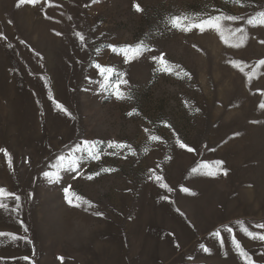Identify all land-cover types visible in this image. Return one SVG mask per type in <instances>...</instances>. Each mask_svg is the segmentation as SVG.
<instances>
[{"label": "rangeland", "instance_id": "obj_1", "mask_svg": "<svg viewBox=\"0 0 264 264\" xmlns=\"http://www.w3.org/2000/svg\"><path fill=\"white\" fill-rule=\"evenodd\" d=\"M137 3L142 12L135 11ZM17 5L0 0V149L12 158L9 168L0 151V187L20 195L21 207L18 217L0 210V231L22 239L0 237V264H29L24 256L32 264H244L233 235L256 264H264V241L239 227L264 235L256 227L264 224V66L251 80L244 74L264 60V25L224 21L247 32L245 43L232 48L214 30L181 32L168 23L173 16L198 21L220 14L246 20L264 11V0ZM76 33L84 36L83 44ZM140 45L152 51L128 63L111 51ZM154 55L176 66L179 77L161 73ZM95 63L125 73L129 84L122 91L131 99L117 100L90 83L101 80ZM152 135L160 139L152 141ZM177 138L196 152L180 149ZM82 139L101 142L102 158L85 160L77 172L62 176L95 205L87 213L67 207L59 187L43 178L56 157ZM108 141L128 144L136 154L109 149ZM216 161L223 162L226 176L191 173L200 162ZM151 170L165 177L171 193L148 178ZM165 195L168 200L161 199ZM8 203L11 208L14 201ZM96 211L103 218L90 214ZM66 213L94 221L91 235L65 243L58 225ZM216 230L224 237L222 248L210 235Z\"/></svg>", "mask_w": 264, "mask_h": 264}, {"label": "snow or ice", "instance_id": "obj_2", "mask_svg": "<svg viewBox=\"0 0 264 264\" xmlns=\"http://www.w3.org/2000/svg\"><path fill=\"white\" fill-rule=\"evenodd\" d=\"M231 3H240V0H229ZM40 3V0H18L17 7H20L22 5H37ZM136 12H142L143 9L141 8L140 4H134L133 5ZM224 21H231V22H239L243 21L247 25H264V11L260 12L258 15H253L247 18L246 20L244 17L240 16H234V15H209L206 19H198V21H193L189 19L186 16H173L169 20V24L171 27L175 30H179L181 32H191L193 29H199L201 33H204L206 30H214L216 33L219 34L221 40H223L224 44L228 45L232 48H239L241 47L245 41L247 40V32L244 27H236L232 28L230 26H226L223 22ZM2 35V34H0ZM59 35V33H57ZM76 35L79 37V40L83 44L84 42V36L80 33H76ZM264 43V41H261ZM11 47V45H9ZM111 51L113 53H116L117 55H121L124 57V63H128L135 59L136 57H139L143 52L145 51H152L150 48H146L144 45L137 46L135 48L132 47H123V48H117V47H111ZM153 60L156 65L159 66V71L161 73H167L170 75H176L179 77L180 73L177 71L176 66L171 65L168 60L165 59L163 55H154ZM236 67H240V65L236 64ZM261 66H264V60H260L257 65L253 67L252 72H245L244 74L248 77L249 80L252 79L253 75H255L256 69L260 68ZM94 70L98 72L99 76L101 77V80L95 81L92 80L90 83L96 84L102 94H107L109 96H114L117 100H125V99H131V95L125 94L124 91H122V86H127L129 84L128 80L124 78L125 73L117 71L114 67L111 66H103L101 63H95L94 64ZM240 71L244 72V68L240 67ZM183 75L185 77H189V73L184 72ZM113 77H115L113 79ZM87 91V89H86ZM56 104V108L64 113L65 115L71 117L72 114L68 111L67 108L64 107L63 104L53 101ZM262 108H264V104L261 105ZM199 111V109H197ZM128 115H133V113H128ZM147 131V129H145ZM160 137L156 135L150 136V140L157 141ZM176 145L180 149L186 150L188 153H195L196 148L189 147L188 144L182 142L179 138L176 139ZM107 148L114 149V150H120L124 148H128L132 155H135L136 153L131 150V146L124 143H117L115 141H108L107 142ZM0 151H3L4 156L7 158L9 168H11V161L12 158L7 152V150L0 149ZM148 149H145V152H147ZM102 150H101V142L90 140V139H82L79 142L72 145L67 153L61 154L58 157H56L55 162L50 164L48 167L51 169L49 171L43 172V178L44 182L50 185L58 186L59 190L62 193V201L65 203V205L69 208L76 209L78 211H84L85 213L88 212L89 209L95 207L90 201L83 198L81 195L77 194L74 190L71 184H68L66 181L63 180L62 174L67 173H75L81 166V162L85 160H92V161H99L102 158ZM115 154V152H113ZM103 172H113L115 169L111 168H104L102 170ZM223 173V175H227V171L223 168V162L222 161H216L214 164H209L205 162H200L196 166H193L191 168V173L193 174H199L206 177H216L218 175ZM95 175H99V173H96ZM150 180L154 181L156 184L159 185L161 189L166 190V192L171 193L173 191V188L169 187V184L165 182V177L162 174H157L155 170H151V175L148 177ZM88 180L94 179L93 175L87 176ZM66 184V186H62ZM182 192L195 196L196 193L192 192L187 187H182L180 189ZM161 199L168 200V196H162ZM14 201L13 205L9 206L8 201ZM21 196L13 193L11 191H8L4 187H0V210L14 214L18 217V210L20 209ZM179 211V209H177ZM95 218H103V213L96 211L90 213ZM183 215V213H181ZM20 227L23 229L25 233L29 232V227L25 224L23 219L19 220ZM239 227L243 233H245L248 237L252 239H259L261 241H264V235H259L257 233H254L252 231H249L247 227L243 225V223L239 224ZM258 228H264V224H258L256 225ZM223 230L229 234L233 233V229L228 226H224ZM211 237L216 238L219 241V245L222 248L224 246L225 240L224 237L221 235L220 230L213 231L211 234ZM0 237H8L11 240L15 241L18 239H22L21 237L10 233V232H4L0 231ZM25 239L26 243L29 245H32V240L30 238H23ZM232 243L235 247V251L238 253L239 257L244 261V264H256V262L253 260L252 256L245 251L243 247H241V244L236 239L235 235L232 237ZM200 250L204 253L210 254V248L206 247L204 244L200 245ZM35 254V248L33 246V255ZM23 259L25 261H29V264H32L29 256H24ZM57 259L63 261V257H57ZM189 259H192L190 256ZM264 260V257L261 258Z\"/></svg>", "mask_w": 264, "mask_h": 264}, {"label": "clouds", "instance_id": "obj_3", "mask_svg": "<svg viewBox=\"0 0 264 264\" xmlns=\"http://www.w3.org/2000/svg\"><path fill=\"white\" fill-rule=\"evenodd\" d=\"M94 229V221L73 213H66L58 231L65 243L74 244L88 238Z\"/></svg>", "mask_w": 264, "mask_h": 264}]
</instances>
